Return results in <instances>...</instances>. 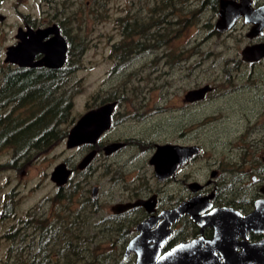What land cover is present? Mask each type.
<instances>
[{
	"label": "flooded vegetation",
	"instance_id": "flooded-vegetation-1",
	"mask_svg": "<svg viewBox=\"0 0 264 264\" xmlns=\"http://www.w3.org/2000/svg\"><path fill=\"white\" fill-rule=\"evenodd\" d=\"M222 3H227V8L225 9L228 15L226 17L227 20H223L221 17ZM228 3L233 6L230 10H227L229 7ZM103 5L102 2L98 4V6ZM202 6L204 7L195 18L194 23L199 24L201 29L204 28L208 32L207 37L205 36L206 39L216 38L225 42L231 39L236 44H240L235 52L224 60L223 73L228 80L226 83L228 92L224 93V95L238 93L240 96V94L249 93L250 98L248 101L252 102L255 100V102L251 104L254 108L249 111L253 115L250 116L245 113L241 115L242 124H239L236 132V137L240 139L238 145L219 149L207 148L208 155L203 159L207 175L205 174L201 181L196 180V177H190L193 175H182L185 166L198 161L203 150L196 143L182 144V136L173 142H159L161 139L157 137L158 133L146 135L141 130L146 125L144 124L140 129H136L138 133L135 135H130L128 129V132H120V136H117L111 142L103 140L116 125H124V128H128V125L126 127L127 122L125 118L128 108L134 112L141 110L143 106L136 105L133 108L121 109L120 106L127 100L117 98L103 103L99 102L100 104L97 103L96 107L87 109L84 112L86 113L88 110L114 103L110 115V127L94 142H83L75 146L84 148L85 153L81 161L84 160L87 154L94 152L88 164L79 170L92 167V161L98 154L109 156L126 149L130 151L129 158L122 161V164H108V168L111 170L113 186L121 188V192L125 194V197L120 198V201L113 204L110 207V213L107 215L116 221L117 226L115 227L117 229H123L127 235L130 234L129 238L127 237L128 241H126L122 253V259L125 262L131 261L130 264H136L137 255L135 252H131L125 257L126 246L131 239L140 233L137 226L146 221H153L151 230L155 229L159 224H165L162 230L164 232L163 241L159 247L160 256L178 245L197 241L193 251L185 250L182 252V259L195 257V261L198 263L208 264H264V55L258 56L257 53L256 58H254L251 54L243 52L247 47L264 45V12L261 9L264 8V0H155L153 6L148 10L152 14L154 9H160L159 13H155L156 16L163 17L159 20L160 34H165L166 39L170 40L171 35L176 38L181 30L182 9L185 7L187 9L188 7L197 11ZM149 17L150 15H147L144 19L146 25H149L152 21ZM118 21L120 22L123 39V28L121 25L123 21L119 19ZM3 22H5L3 19L0 20L1 24ZM53 24H57L60 33L65 37L59 20L50 24L38 25L35 18H23L16 27L14 41L10 45L17 43L16 34L19 28L44 29ZM120 43L121 41L114 44L115 50H111L110 52V57L116 59L117 64L115 68H119L118 65L122 62L119 59L120 54L126 52L118 50L117 47H119ZM157 52L160 53L161 59H164V63L169 66L170 70H173L178 64L182 63V56L175 51L168 50H152L140 55L132 53L129 55V58H138L144 56V54H156ZM192 53L191 55H193ZM42 55L41 53L35 55L33 61H38ZM4 59L5 56L3 58L4 64L13 67L33 70L40 68L60 69L49 68L43 65L20 66L17 63L5 61ZM73 61V64H75L74 58ZM67 62L68 52L63 67L66 66ZM127 66H124L123 69ZM238 81L241 82L238 83ZM202 86L209 88L202 99L194 101L185 99V94L189 90L196 89L192 88L184 94L183 101L187 105H195L198 102L206 101V97L216 90L214 85L204 84ZM216 94L214 93V95ZM139 113H135V115L140 116L141 114ZM212 115L207 116L206 120L210 121L213 117ZM145 121L146 118L141 119L138 127L145 123ZM119 137L124 138L123 140H119ZM115 142L122 145L116 150L107 153L105 149L110 143ZM168 143L189 146L197 145L200 150L192 154L190 159L184 164L179 165L174 170V173L159 178L155 174L154 165L150 161L156 151V146ZM226 143L229 146V142ZM128 144H131V146L127 147ZM132 149H136L137 151ZM64 163L71 170L68 178L69 181L75 168H71L68 162ZM79 163L77 164V168H79ZM122 165L124 166L121 169L120 166ZM129 166H136L138 168V174L132 178L126 176V172H131ZM108 168L105 166L106 171H109ZM149 168L153 171L150 172ZM123 175L127 177L126 180ZM65 185L61 187H65ZM93 188L91 199L100 209L97 200L98 194H96L97 190L95 191ZM190 200L196 202L191 207V211H195L194 214H197L196 220L187 212L169 220L172 215H168V211ZM137 201H139L137 205L128 209H124V206H122L126 203H135ZM112 207H116L115 210ZM66 210L53 215L55 220L51 221V223L55 222L56 226L51 225L50 227L43 228L33 226L31 233L24 232L21 235L20 231L18 232L19 228L16 229L15 249L27 250L29 252L28 255L34 257L32 259L33 263L21 258V263L19 264H54L60 261L61 256L66 257L68 255L71 230L73 228L69 225L70 211ZM30 217H27L23 221L25 227L22 230L27 229V225L30 226L33 223L31 221H34V219L29 220ZM60 219L63 221L60 222ZM118 219H124L128 226L118 223ZM60 223L64 225L60 226ZM4 234L9 235L11 233L5 232ZM153 244L154 242L150 241L144 247H150ZM34 250H36V256H34ZM205 256L206 258H203V260H196V258Z\"/></svg>",
	"mask_w": 264,
	"mask_h": 264
},
{
	"label": "rangeland",
	"instance_id": "rangeland-1",
	"mask_svg": "<svg viewBox=\"0 0 264 264\" xmlns=\"http://www.w3.org/2000/svg\"><path fill=\"white\" fill-rule=\"evenodd\" d=\"M101 2L104 5L98 6ZM154 2L155 0H1L0 20L5 22L0 23V61L5 56L6 47L13 43L16 27L24 16L35 18L38 25L50 24L68 17L63 21L71 26L73 41L79 37L82 42L81 52L74 59L78 68L72 72L67 82L68 86L79 89L73 99L72 113L76 119L87 110V104L99 99H113V94H121L127 99L120 106L121 109L141 105L143 108L134 112L142 113L136 116L137 114L128 108L125 116L128 128L116 125L103 140L111 142L120 136V132H128V129L130 135H135L138 133L136 129H140L144 124L146 125L141 130L146 135L158 133L157 137L161 139L159 142H173L182 136V144L196 143L203 148L199 160L187 164L182 175H193L190 177L201 181L206 174L203 159L208 155L207 148L219 149L238 145L240 139L236 137V132L239 124H242L241 115H253L249 111L254 108L251 104L255 100L248 101L249 93L240 96L238 93L224 95L228 92V80L223 73L224 60L232 55L240 44L229 38L226 42L216 38L206 39L208 32L195 23L182 28L176 38L171 35L166 44L156 49L175 51L182 56V63L173 70H170L157 52L128 61V66L118 72V68H115L116 59L110 57L113 45L122 40L118 19L124 17L131 21L134 14L146 18L150 15L148 9ZM184 17L182 14L181 18ZM204 84L214 85V93L217 94H209L204 102L187 105L183 101L184 94L189 89ZM211 115L213 117L207 121L206 117ZM143 118H146L145 123L138 127ZM226 142H229V146ZM84 153V148L81 147L68 148L64 138L19 170H0V264H19L21 258L33 263L34 257H30L27 250H16L9 256L7 250L11 242L3 237L4 233H11L19 228L20 235L24 232L29 234L39 222L43 221L42 224L45 225L55 220L53 215L60 213L63 205L57 199L60 190L65 193L68 188L77 189L66 201V211L71 213L78 207L81 198L91 197L93 186H98L96 194L100 209L95 213L94 221L98 217L107 216L110 207L125 197L121 188L113 186L111 170L106 165L122 164V161L129 158V149L109 156L98 154L92 161V167L79 170L82 168H77V164ZM10 157L11 152H2L0 163ZM61 162H68L71 168H75L62 189L57 188L50 178L55 166ZM104 165L109 169L108 172ZM129 168L131 172H126L128 178L138 174L136 166ZM149 171L153 170L149 168ZM123 176L126 180L127 177ZM6 199L10 212H13L11 216L4 212ZM30 216L36 219L31 221L33 223L30 226L27 225V229L22 230L25 227L23 221ZM34 253L36 256V250ZM120 259L119 264L131 263L125 262L122 255Z\"/></svg>",
	"mask_w": 264,
	"mask_h": 264
},
{
	"label": "trees",
	"instance_id": "trees-1",
	"mask_svg": "<svg viewBox=\"0 0 264 264\" xmlns=\"http://www.w3.org/2000/svg\"><path fill=\"white\" fill-rule=\"evenodd\" d=\"M203 7L199 10L196 9L197 11L188 7L187 9L183 8L185 17L180 20L181 29L194 23ZM159 12L160 9H154L152 14L150 13L149 18L152 21L149 25L145 24V18L139 14H134L131 21L124 17L119 18L125 23L121 22L124 38L117 48L120 51H126L124 53L127 54H120L119 59L122 62L118 65V72L123 70L128 61L135 59L129 58L132 53L137 55L147 53L160 48L169 41L165 34H160L159 20L163 17L155 14ZM67 18L65 17L63 20H67ZM63 20L59 21L69 44L68 62L65 67L33 70L13 67L4 64L3 60L0 61V154L11 152V157L0 163V170H19L30 164L51 146L66 138L77 121L72 110L73 99L79 89L68 86L67 82L72 72L77 69L72 59L79 56L82 42L79 37L73 41L74 36L70 32L71 26ZM112 48L114 51L115 46ZM113 96V99L125 97L121 94H113ZM113 99L96 100L87 104V109L96 107L100 104L99 102L103 103ZM159 111L160 109H158ZM66 190L65 193L60 190L57 195V199L63 203L60 212L66 210L64 203L71 194L77 191L74 188ZM8 203L6 199L4 212L11 216L13 212H10ZM64 206L65 208H63ZM98 211V205L92 202L91 197L85 196L81 198L78 207L70 213L69 225L73 228L69 241L70 248L66 257L61 256L60 264H119L121 262L120 256L130 234L127 235L123 229H117L115 227L117 223L112 220L111 216H101L94 221V215ZM31 219H36V217L32 216L29 220ZM62 221L60 219V222ZM42 223L39 222L36 226L40 228L56 226L55 222L45 225ZM118 223L128 226L124 219H118ZM63 225L60 223V226ZM15 231L3 236L11 242V246L7 250L10 257L16 251L14 247L16 246ZM125 238L127 239L123 241ZM99 252L101 253L99 254ZM111 261L112 263H110Z\"/></svg>",
	"mask_w": 264,
	"mask_h": 264
},
{
	"label": "water",
	"instance_id": "water-1",
	"mask_svg": "<svg viewBox=\"0 0 264 264\" xmlns=\"http://www.w3.org/2000/svg\"><path fill=\"white\" fill-rule=\"evenodd\" d=\"M227 4V3H226ZM221 4V17L223 20H227V5ZM228 9L230 10L232 5L228 3ZM264 12V8H261ZM260 9V10H261ZM258 10V11H260ZM229 12V11H228ZM35 39L34 43L27 41L30 39ZM16 39L18 40L16 44L9 45L5 51V61H10L12 63H17L20 66H46L49 68H61L65 64L67 51L69 44L67 39L60 33L57 24L50 25L44 29H31L27 27L26 29L19 28L16 34ZM53 44L55 51L51 49L50 45L45 49H38L37 46L41 44ZM245 54L249 53L252 57L256 58L258 56L264 55V45L252 47H247L243 51ZM43 54L38 61H33L35 55ZM56 56H54V55ZM209 90L207 86H202L196 89L189 90L185 94V99L194 101L202 99L205 93ZM112 104H106L101 107L88 110L86 113L81 115L80 118L70 129L66 137V146L68 148H73L83 142H94L104 131L110 127V115L113 109ZM121 143H110L105 149L106 152L114 151L119 148ZM199 147L197 145H177V144H164L157 145L156 151L151 158V163L154 165L155 174L159 178H163L171 173L181 164H184L192 154L199 152ZM94 155V152L87 154V156L79 163V168H84L89 160ZM182 159V161H180ZM167 168V169H166ZM71 170L67 168L66 163H58L54 170L51 172V180L56 186L61 187L65 185L68 181ZM95 191L97 187L93 188ZM95 196V195H94ZM139 201L135 203H126L124 209H128L134 205H137ZM195 201H188L182 203L179 207L168 211L167 214H173L169 220L175 216H180L184 212H187L191 217L196 220L197 214L195 215L191 211V207L195 205ZM116 207H112L115 210ZM167 216V215H166ZM174 219V218H173ZM156 220V219H155ZM153 221H146L137 226L140 233L133 239H131L125 249V257L131 252H135L137 255L136 264H208V263H198L195 261V257H186L182 259L183 253L186 251H193L194 246L197 241H192L189 243L178 245L171 251L159 255V247L163 241L164 232L162 230L165 224H159L155 229L151 230ZM150 241L154 244L150 247H144ZM206 254V253H205ZM205 257L196 258V260H203Z\"/></svg>",
	"mask_w": 264,
	"mask_h": 264
},
{
	"label": "bare ground",
	"instance_id": "bare-ground-1",
	"mask_svg": "<svg viewBox=\"0 0 264 264\" xmlns=\"http://www.w3.org/2000/svg\"><path fill=\"white\" fill-rule=\"evenodd\" d=\"M28 42H30L31 44L32 43H34L35 42V39H30V40H28L27 41V44H28ZM36 43V42H35ZM50 45V47H51V49L53 50V52L55 51V47H54V45L53 44H49V43H47V44H41L40 46H37L36 48H38V49H45L46 47H48ZM54 55V54H53ZM54 56H56V55H54ZM167 169V168H166ZM171 215H173V214H171Z\"/></svg>",
	"mask_w": 264,
	"mask_h": 264
}]
</instances>
